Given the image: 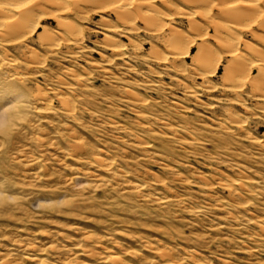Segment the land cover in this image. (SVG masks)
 <instances>
[{
	"label": "rangeland",
	"instance_id": "obj_1",
	"mask_svg": "<svg viewBox=\"0 0 264 264\" xmlns=\"http://www.w3.org/2000/svg\"><path fill=\"white\" fill-rule=\"evenodd\" d=\"M151 5L163 35L189 39L205 21L180 0ZM67 8L43 6L29 39L0 43V264H264V102L222 80L218 40L202 42L221 56L204 77L191 56L200 40L157 61L165 45L140 20L119 30L112 13ZM60 19L81 36L53 50L38 36L60 38ZM245 41L264 50L259 28L240 33L248 53ZM50 83L73 100L70 115L59 96H36Z\"/></svg>",
	"mask_w": 264,
	"mask_h": 264
},
{
	"label": "bare ground",
	"instance_id": "obj_2",
	"mask_svg": "<svg viewBox=\"0 0 264 264\" xmlns=\"http://www.w3.org/2000/svg\"><path fill=\"white\" fill-rule=\"evenodd\" d=\"M153 1L156 0H0V43L4 46L14 45L18 47L29 39L38 27L41 15L39 11L43 6L53 7L55 12L59 14H64L68 6H89V8L92 7L98 12L112 13L116 22L122 27L119 30H124L125 25H134L137 20L143 22L147 31L150 34L159 35L165 45V55L161 56L159 52H154V58L157 61H165L166 58H170V60L176 62L186 58L190 53L192 44L200 40L201 43L197 44V50L191 56L192 60L196 61L200 68V74L204 77L214 76L220 64L221 56L214 55L208 43L207 45L202 43L210 35L215 37L214 39L218 40V46H221L226 57H229L223 68L222 80L224 79L223 81L226 83L229 82V85L235 87V89L242 87L243 84H248L250 86L248 89H251L264 102V50L245 41L244 45L248 53H244L239 46L241 32L250 31L252 33V31L259 28L264 33V0H180V2L194 7L187 14L188 18L200 15L202 19H205L204 24H200L198 21V23L194 21L191 23V30L196 34L189 39L184 38L182 36L184 34L181 32V35L180 30L177 31L175 29L170 30L167 34L164 33L165 35L162 34L165 23L160 21V17L156 14L157 11L153 9L154 7L151 5ZM58 21L63 24L61 26L65 27L63 33H58L60 38H55L51 32L48 33L45 29L47 33L44 31L43 34L39 33L40 35L38 36H41L39 39L43 37L41 42L44 41L53 50H56L63 41L70 46L76 45L82 29H78L72 23L66 22V24L62 19ZM120 27L115 25L112 28L114 30ZM210 29L213 31L212 34L209 33ZM78 33L79 36L77 37ZM186 37L189 36L187 35ZM109 40L112 41L113 38ZM124 46L122 43L111 42L110 48L115 53L116 59L124 60L126 57ZM32 52L35 53L34 51ZM32 62V68L38 69L42 67V61ZM253 69H257L255 74H252ZM101 70L109 71L106 68ZM10 75L12 79H24L25 77L24 74L15 71ZM41 90L42 92H39L37 89L38 94L36 96L47 99L48 94L46 92L54 94L59 96L63 109L69 112V115L75 110L73 100L69 96H63L62 94L60 96L56 92V87L48 85L45 89L41 88ZM16 93L18 96H21L22 93L24 94L23 88H18ZM142 102H145V99H142L139 103ZM4 120L3 118L0 119V128L3 126ZM114 126L117 127V125ZM144 147L149 148V143L145 142ZM32 161L34 162V160ZM143 185L144 183L139 184L137 188H142L141 186ZM229 185H232L233 188L236 186L235 183H230ZM157 201L161 204L170 203L173 201V197L161 196L157 198ZM115 255L107 256L105 259L103 258L104 260L97 263L93 262L92 264H108L107 261L109 259L111 260L110 264H122L118 258L119 256Z\"/></svg>",
	"mask_w": 264,
	"mask_h": 264
}]
</instances>
